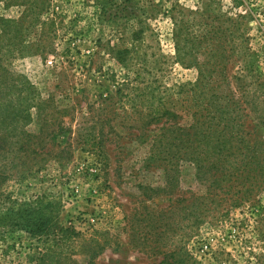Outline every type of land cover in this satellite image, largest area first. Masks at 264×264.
I'll return each instance as SVG.
<instances>
[{
    "label": "rangeland",
    "instance_id": "obj_1",
    "mask_svg": "<svg viewBox=\"0 0 264 264\" xmlns=\"http://www.w3.org/2000/svg\"><path fill=\"white\" fill-rule=\"evenodd\" d=\"M0 49L60 125L42 168L0 188V264H27L54 235L67 236L57 249L70 253L104 232L109 247L93 264H156L162 257L134 237L150 214L156 227L178 224L151 242L179 264H264V0H0ZM200 76L226 79L244 138L258 142L255 171L241 173L243 184L228 176L218 203H191L206 184L189 164L167 190L161 162H146L159 133L150 130L165 118L141 129L161 103L188 125L185 94ZM176 201L168 218H154ZM19 210L51 216L56 230L31 236Z\"/></svg>",
    "mask_w": 264,
    "mask_h": 264
},
{
    "label": "trees",
    "instance_id": "obj_2",
    "mask_svg": "<svg viewBox=\"0 0 264 264\" xmlns=\"http://www.w3.org/2000/svg\"><path fill=\"white\" fill-rule=\"evenodd\" d=\"M14 26L11 24L10 27ZM2 56L3 51L0 49V188L11 179L23 178L42 168L50 153L46 148L47 144L54 130L60 126L59 123L54 126L50 121L47 111V108L51 107L50 100L41 99L32 85L23 82L19 76L11 75L8 61H3ZM116 60L120 65L125 64L121 59ZM227 85L225 78L200 76L189 88L191 92L185 94L188 98L185 99L186 102H190L188 108L184 109L187 115L190 114L188 125H180L176 111L165 108L161 103L149 108L146 114L148 122L141 128H147L146 126L152 123L159 124L162 118H165L160 127H153L150 130V132L157 130L159 133L151 139V150L148 152L146 162L149 164L161 162L158 166L163 165L164 184L167 190L176 186L177 181L173 176L178 173L181 165L192 166L194 177L198 182L206 184V192L202 197H194L191 203H210L215 197L219 198L215 203L223 201L227 193L224 190L228 176H232L236 183L243 184L242 178L248 180V175L241 173H244L248 166L255 171L259 161L256 156L258 142L244 138L243 126L238 125V117L240 119L243 115L241 109L237 107V101L227 99L231 93L225 91ZM35 120L40 122V125L36 132H32L28 127ZM211 190H218L219 195ZM246 194L247 191L241 192L240 197L235 200L240 202L246 198ZM220 195L222 197H219ZM177 203L178 201L168 209L160 211L154 218L159 219L160 216L168 218L170 210L177 209ZM27 212L17 211L20 228L31 236H47L49 232L54 233L57 225L51 216L37 213L28 215ZM149 216L145 226V229L149 230L141 235L138 230H142L144 226H140L134 232V237L138 241L141 240L139 244L147 248L151 255L162 257L156 264H179L180 261L175 259L176 251L164 253L162 249L166 247L165 243L160 244L157 242L158 239L153 241L154 244L151 242L153 236L159 238L167 232L173 234L178 227L172 226L178 224L171 221L165 226L156 227L154 215ZM104 233L102 235L99 233L93 238L81 239L77 251L70 253L57 249V242L65 241L67 236L54 235L53 244L46 247L39 257L30 259L27 264H80L75 258L77 256L84 259V264H93V260L109 247L107 234ZM134 237H131L130 243L134 241Z\"/></svg>",
    "mask_w": 264,
    "mask_h": 264
}]
</instances>
